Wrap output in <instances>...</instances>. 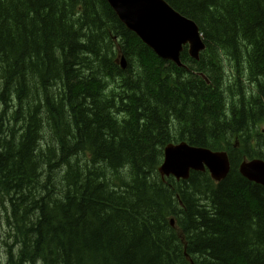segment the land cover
<instances>
[{
	"label": "trees",
	"instance_id": "1",
	"mask_svg": "<svg viewBox=\"0 0 264 264\" xmlns=\"http://www.w3.org/2000/svg\"><path fill=\"white\" fill-rule=\"evenodd\" d=\"M166 1L204 35L189 70L107 0H0V264H191L170 215L194 264H264L262 185L157 171L174 138L264 154V0Z\"/></svg>",
	"mask_w": 264,
	"mask_h": 264
},
{
	"label": "water",
	"instance_id": "2",
	"mask_svg": "<svg viewBox=\"0 0 264 264\" xmlns=\"http://www.w3.org/2000/svg\"><path fill=\"white\" fill-rule=\"evenodd\" d=\"M108 2L120 20L162 57L172 59L180 65L179 54L183 44H190V52L193 55L204 48L196 23L172 9L165 0H108ZM122 64L126 66L125 61ZM203 162L211 170L221 172L222 176L229 169L226 153H214L206 148L192 150L182 144L167 148L166 161L160 170L162 173L173 172L178 176L187 177L190 167L202 168L200 165ZM249 168L264 173V163L261 161H254L243 170Z\"/></svg>",
	"mask_w": 264,
	"mask_h": 264
},
{
	"label": "rangeland",
	"instance_id": "3",
	"mask_svg": "<svg viewBox=\"0 0 264 264\" xmlns=\"http://www.w3.org/2000/svg\"><path fill=\"white\" fill-rule=\"evenodd\" d=\"M198 182H200V181H194V183L193 184H196V183H198ZM169 188H170V192L169 193H171L172 195H173V192L175 191V189L174 188H172L171 186H169ZM182 189H183V186H182ZM194 191H195V188L193 189V188H191V186L188 188V194L189 193H192V194H194ZM174 197V196H173ZM1 228H3V225H1ZM4 252H6V248L4 247L2 250H0V255L3 257V253Z\"/></svg>",
	"mask_w": 264,
	"mask_h": 264
},
{
	"label": "bare ground",
	"instance_id": "4",
	"mask_svg": "<svg viewBox=\"0 0 264 264\" xmlns=\"http://www.w3.org/2000/svg\"><path fill=\"white\" fill-rule=\"evenodd\" d=\"M217 88V87H216Z\"/></svg>",
	"mask_w": 264,
	"mask_h": 264
}]
</instances>
